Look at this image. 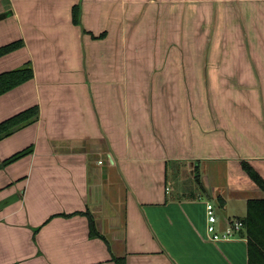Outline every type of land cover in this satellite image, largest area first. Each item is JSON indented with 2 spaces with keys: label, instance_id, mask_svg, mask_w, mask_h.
<instances>
[{
  "label": "crops",
  "instance_id": "obj_1",
  "mask_svg": "<svg viewBox=\"0 0 264 264\" xmlns=\"http://www.w3.org/2000/svg\"><path fill=\"white\" fill-rule=\"evenodd\" d=\"M118 1L0 0V46L25 42L0 56V73L28 61L34 68V78L0 95V122L33 105L40 108L36 122L0 140V163L33 147L0 169V264H249L244 232L230 240L211 239L206 202L215 205L218 226L224 228L230 219L245 216L249 198L264 193L242 177H231L230 186L236 188L226 195V187L202 172L203 160L212 157H197V149L184 157L160 156V123L154 121L160 115V48H146L158 58L157 80L151 83L142 80L140 70L139 78L131 75L127 81L131 70L126 66L120 68V79L111 63L115 57H133L136 50L118 51L116 43L109 51L102 48L119 35L122 45L132 47L134 32L128 24L134 12H147L149 2ZM235 1L257 10L264 5V0ZM78 3L82 24L72 16ZM247 65L240 74L234 66H220L213 82L219 90L233 88L235 103L254 105L258 125L232 155L213 159H247L264 171V64ZM225 102L232 107L221 98ZM219 106V114L196 113L190 125L193 137L222 150L225 142L233 146L236 132L227 125L231 112ZM175 174L182 176L180 185L171 182ZM234 207L242 210L231 212ZM87 210L101 236L90 235Z\"/></svg>",
  "mask_w": 264,
  "mask_h": 264
},
{
  "label": "rangeland",
  "instance_id": "obj_2",
  "mask_svg": "<svg viewBox=\"0 0 264 264\" xmlns=\"http://www.w3.org/2000/svg\"><path fill=\"white\" fill-rule=\"evenodd\" d=\"M121 1L118 2L121 4ZM148 2V8L144 5L147 12L143 16H136L134 12V19L128 18L130 19L128 26L134 32L132 47L130 42L122 45L123 40L119 35L115 42L111 40L107 46L102 45V48L106 47L105 49L109 51L116 43L118 51L125 47L136 50L134 55L131 54L133 57H115V61L111 60L119 71L117 75L120 79L123 78L120 70L123 66L131 70V73L125 74L127 81H131V75L134 79L139 78L137 75L139 70L143 72L144 82L151 83L152 80H157L154 75L160 74V87L159 90L156 89V93L159 91L160 94L158 96L160 115L156 117L157 119L154 118V121L158 120L160 123V156L167 152L175 153L177 157H184L186 154L189 155L190 151L197 149L196 153H201L197 157L204 155L212 157L203 160L202 172L210 174L212 183L226 187L227 189L224 190L226 195L231 196L236 188L235 184L233 187L230 186L228 179L231 177L236 179L242 177L247 184L262 191L238 161L213 159L220 153L232 155L235 147L241 148L243 140L250 136L253 126L258 125L256 119L259 116V112H254L256 108L249 101L234 102L237 97L232 93L233 88L219 90V84L213 82V78L220 75V66L223 65L234 66L240 74L242 66L246 68L247 64H264V5L257 10L252 7L244 8V5L235 0H148ZM118 17H122L119 11ZM129 27L123 26V30ZM146 48H149L148 50L160 48V57H158L160 70H157L159 65H156L155 60L158 58L148 53ZM140 50L144 51L141 53ZM227 50H232L228 56H226ZM247 53L250 54L246 55ZM125 59L130 60L131 63L123 64ZM154 70H157L158 74L153 72ZM206 76L209 80L207 83ZM224 91L226 96L223 94ZM248 97L249 95L246 94V98ZM221 98L229 99L232 107L224 106L226 102L222 104ZM152 103L151 100L149 106L154 109L155 104ZM219 105L224 106L227 112H231L227 125L236 132L233 146L225 142L226 145L223 146L227 147L222 150L211 141L193 137L190 125L191 118L196 113L222 112ZM240 132L245 135L242 134L240 137ZM190 161L186 160L187 163ZM253 165L264 177V171L254 163ZM173 178L175 180L171 182L175 181L180 185L178 181L182 176L180 178L175 174ZM243 188L248 189V186L244 185ZM241 191L247 193L242 188ZM215 204L219 211H226V208L220 204ZM230 210L240 213L242 208L234 207Z\"/></svg>",
  "mask_w": 264,
  "mask_h": 264
},
{
  "label": "trees",
  "instance_id": "obj_3",
  "mask_svg": "<svg viewBox=\"0 0 264 264\" xmlns=\"http://www.w3.org/2000/svg\"><path fill=\"white\" fill-rule=\"evenodd\" d=\"M82 4L78 3L73 6L72 16L75 24H82L81 20ZM85 32H87L85 30ZM94 38H97L92 34ZM105 33L99 35L103 37ZM25 45L23 39H17L10 43L0 46V56L10 53L14 50L20 49ZM34 78V68L31 61H28L25 65L4 71L0 73V95L16 88ZM40 117V108L38 105L28 107L0 122V140L10 136L16 131L36 122ZM33 151V147H26L8 158L4 159L0 163V169L6 165L28 155ZM169 161L167 164L169 165ZM242 168L246 171L250 179H252L264 193V177L258 172V170L247 159L240 161ZM198 170V169H197ZM198 181L200 187H203L198 175L194 176ZM204 189V188H203ZM204 191V190H203ZM194 198L193 196H191ZM89 217L90 223V235L101 236L100 231L97 228L96 220L90 210L86 211ZM244 224L242 232L245 233L248 238L249 244V264H264V196L260 198H249L247 200L246 214L243 217H239Z\"/></svg>",
  "mask_w": 264,
  "mask_h": 264
},
{
  "label": "built area",
  "instance_id": "obj_4",
  "mask_svg": "<svg viewBox=\"0 0 264 264\" xmlns=\"http://www.w3.org/2000/svg\"><path fill=\"white\" fill-rule=\"evenodd\" d=\"M206 230L213 240H230L240 235L243 230L244 224L240 218L230 219L224 228H219V218L216 213L215 205L206 202Z\"/></svg>",
  "mask_w": 264,
  "mask_h": 264
},
{
  "label": "water",
  "instance_id": "obj_5",
  "mask_svg": "<svg viewBox=\"0 0 264 264\" xmlns=\"http://www.w3.org/2000/svg\"><path fill=\"white\" fill-rule=\"evenodd\" d=\"M110 159H111V161H113V157H112L111 154H110ZM190 165L193 166V163L191 162ZM196 165H198V162H196ZM193 171H194V170H192V173H193Z\"/></svg>",
  "mask_w": 264,
  "mask_h": 264
}]
</instances>
